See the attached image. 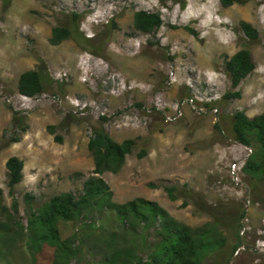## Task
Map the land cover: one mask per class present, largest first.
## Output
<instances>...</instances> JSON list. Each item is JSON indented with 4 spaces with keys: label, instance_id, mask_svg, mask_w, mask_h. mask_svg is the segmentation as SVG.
<instances>
[{
    "label": "rangeland",
    "instance_id": "374dc122",
    "mask_svg": "<svg viewBox=\"0 0 264 264\" xmlns=\"http://www.w3.org/2000/svg\"><path fill=\"white\" fill-rule=\"evenodd\" d=\"M241 1L10 0L5 7L0 0V202L8 209L0 210V228L9 231L0 264H61L48 244L32 256L25 195L35 209L63 193L80 197L95 168L89 141L101 126L117 142L136 143L118 173L101 176L114 202L144 198L192 228L217 221L225 244L204 264H264V172L248 168L264 163V148L238 143L233 130L236 112L264 113V0ZM139 11L160 15L162 27L138 31ZM242 22L257 30L256 40ZM57 26L74 37L52 45ZM241 50L251 52L255 69L234 89L225 64ZM39 68L44 92L21 95L20 76ZM11 157L24 162L12 193ZM236 160L238 181L230 170ZM94 210L58 222L62 242L80 249L70 264H106L108 246L132 237L115 211ZM137 228L139 246L144 236L158 241L154 229L141 236L143 225Z\"/></svg>",
    "mask_w": 264,
    "mask_h": 264
},
{
    "label": "trees",
    "instance_id": "16d2710c",
    "mask_svg": "<svg viewBox=\"0 0 264 264\" xmlns=\"http://www.w3.org/2000/svg\"><path fill=\"white\" fill-rule=\"evenodd\" d=\"M224 7L241 3V0H221ZM5 7L10 0H4ZM135 28L143 33H155L163 25L160 15L139 11L134 16ZM241 28L250 40L258 38V32L248 22H242ZM73 32L62 26L52 30L50 42L59 45L63 41L73 38ZM82 40V39H81ZM84 41H89L83 38ZM227 75L230 77L232 87L237 88L240 83L255 69V63L249 50H241L228 59L225 64ZM45 73L42 68L30 70L20 76L18 83L19 93L26 97H34L42 94L45 90ZM240 94L229 93L225 98H238ZM233 130L235 140L246 146H259L264 148V113L250 118L244 112L234 114ZM18 142L19 139H12ZM60 141L61 139L58 138ZM135 140L127 139L123 142L115 141L101 126L93 130V136L89 141L95 168L93 174L84 181V191L76 198L73 193H63L50 198L44 205L34 208V197L25 195L30 209L27 225V238L32 256L35 258L43 244L55 247L57 259L61 264H70L71 259L78 256L79 247L74 251L62 240L59 235L58 222L61 220L78 221L95 211V208L110 209L115 211L117 217L132 226V237L130 240L123 239L122 242L113 241L108 247L110 254L105 260L106 264H204L208 253L216 248L218 244H225L217 226L207 223L200 228H192L178 220L161 207L158 203L148 201L144 198H136L124 204L113 201V192L109 185L101 177L107 172L118 173L128 155L134 151ZM146 155L141 151L140 158ZM8 171V187L11 193L23 179L24 162L18 157H11L6 163ZM248 168L256 172H264V163H248ZM1 192V191H0ZM169 197L174 200L173 188H167ZM0 210L8 209L0 202ZM14 213H18L19 204L15 199L12 205ZM143 225L141 236L151 230H155L158 241L149 244L147 236L142 238V245L138 244V226ZM9 231L1 227L0 239ZM23 232V231H22ZM240 232V231H239Z\"/></svg>",
    "mask_w": 264,
    "mask_h": 264
},
{
    "label": "built area",
    "instance_id": "2783aa9c",
    "mask_svg": "<svg viewBox=\"0 0 264 264\" xmlns=\"http://www.w3.org/2000/svg\"><path fill=\"white\" fill-rule=\"evenodd\" d=\"M251 152V150H250ZM243 168V163H241L239 160H236L234 163L231 165V174L235 176L236 180H239V173Z\"/></svg>",
    "mask_w": 264,
    "mask_h": 264
}]
</instances>
